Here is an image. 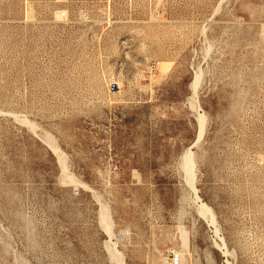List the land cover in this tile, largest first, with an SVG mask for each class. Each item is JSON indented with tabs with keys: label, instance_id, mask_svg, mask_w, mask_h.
I'll use <instances>...</instances> for the list:
<instances>
[{
	"label": "rangeland",
	"instance_id": "1",
	"mask_svg": "<svg viewBox=\"0 0 264 264\" xmlns=\"http://www.w3.org/2000/svg\"><path fill=\"white\" fill-rule=\"evenodd\" d=\"M170 248L264 264V0H0V264Z\"/></svg>",
	"mask_w": 264,
	"mask_h": 264
},
{
	"label": "built area",
	"instance_id": "2",
	"mask_svg": "<svg viewBox=\"0 0 264 264\" xmlns=\"http://www.w3.org/2000/svg\"><path fill=\"white\" fill-rule=\"evenodd\" d=\"M168 259L171 264H181L182 263V254L176 248H170L167 251Z\"/></svg>",
	"mask_w": 264,
	"mask_h": 264
},
{
	"label": "bare ground",
	"instance_id": "3",
	"mask_svg": "<svg viewBox=\"0 0 264 264\" xmlns=\"http://www.w3.org/2000/svg\"><path fill=\"white\" fill-rule=\"evenodd\" d=\"M203 116H204V115H203ZM199 119H200V118H199ZM204 123H205V122H204ZM201 124H202V125L199 124V125L201 126V127H200L201 129L198 130L199 133H200V134H199L200 136H198V137H201V135H202L203 132H204L203 129H204V126H205V125H203L202 120H201ZM202 131H203V132H202ZM201 133H202V134H201ZM197 139H198V138H197ZM197 139H196V140H197ZM190 154H191V153H190ZM188 157H189V155L187 156V158H188ZM188 159H189V161H190V158H188ZM186 164H187V165H186V170H187L189 173L192 174V169H193V168H192V162H191V163H187V162H186ZM201 203H202V202H201ZM202 206L204 207V206H206V205L202 204ZM203 209H204V208H203ZM205 210H206V209H205ZM209 210H210V208H207V211H209ZM201 211H202V210H201ZM201 213H202V212H201ZM204 213H205V211H204ZM102 215H103V214H102ZM212 216H213V215H212ZM102 217H103V216H102ZM211 218H212V217H211ZM214 219H215V218H214ZM214 219H212L213 222H214ZM211 223H212V222H211ZM213 224H214V223H213Z\"/></svg>",
	"mask_w": 264,
	"mask_h": 264
}]
</instances>
